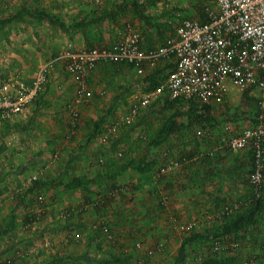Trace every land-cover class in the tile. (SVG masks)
<instances>
[{
  "label": "rangeland",
  "instance_id": "1",
  "mask_svg": "<svg viewBox=\"0 0 264 264\" xmlns=\"http://www.w3.org/2000/svg\"><path fill=\"white\" fill-rule=\"evenodd\" d=\"M26 1L0 0V16L4 17L13 14ZM122 1L30 0V4L34 7H43L49 13L70 24L75 21L94 18L101 12L114 7V4ZM146 1L139 0L144 5H146ZM216 1L162 0L154 6L146 7L145 12L153 21L171 22L178 16L200 20L197 9H195L196 6H199L202 2L206 8V12L209 13L216 11ZM89 29L86 31V35L93 39L94 45H105L118 41L126 34L128 29H133L135 32L141 34V43L145 46L146 44L154 46L164 42L158 38L154 28H146L144 22L129 11L119 17L117 24L109 20H103ZM86 47L88 45L85 40V34L81 32H75L72 37H69V34L61 32L47 21L15 22L0 32V84L8 83V78L10 77V73H12L15 78L14 80L28 86L33 82L40 67L46 64V62L64 52L82 50ZM110 70L112 73L115 72V69L110 68ZM136 75L138 76V74ZM128 77L131 82H140L144 79L143 76L136 77L131 73ZM59 79L66 86L64 97L56 94L57 89L52 91V86L49 84V89L44 94H47L49 98L61 99L63 103L57 102V100L54 102L46 100L47 102L41 110L56 112L58 116L60 115L57 119L67 130V139L72 140L73 145L78 144L79 140L83 138H79L78 130L88 132L95 121L100 122L102 127L93 143L96 146L95 148H91V150L80 149L78 151L76 148H71V150L49 152L48 159L50 160L47 159V163L50 167L46 165L35 166L38 173L32 174L31 177L35 175L37 179L42 180L44 177L50 178L52 176L61 182H66L75 175L86 178L90 173L89 171H79L78 168L57 165L64 162L68 155L77 156L75 154L82 153L83 157H95L94 160L97 163V168L93 170V174L95 173L96 176L100 177H98L96 183L88 186V189L93 191V196L107 192L108 187L114 184V187H117L116 189L120 190L123 188L131 192V195L123 194L121 191L116 192L118 197H121L122 200H125L129 204L135 201L133 194H137L138 197L144 191L148 193L152 190V187L156 183L154 180L159 178L157 164H161L162 162L161 153L164 148L152 147L149 149L150 141L162 120L172 112L162 109L164 96L161 95V97L151 102L147 107H142L139 110V115L129 124L125 121V117L129 114L133 104L144 95L145 91L143 88L141 90L131 89L132 85L128 86L123 83V85L113 87L114 90H111L110 84H107L99 93L98 91L95 92L98 93L97 96H95L96 94L92 90L88 101L78 103L75 92L73 94V89L71 88V78L65 72L61 63L57 67L55 66L48 75V82ZM123 81L127 82V79ZM13 88L18 90L20 83L15 82ZM45 88L46 82L41 91L44 92ZM114 92H118V99L114 96ZM235 93L237 97L239 96L235 103H231L213 121L214 127L220 126L225 134H235L251 127L257 121L259 114L264 111L258 103V96L260 95L258 88L248 90L247 96L243 95L241 91ZM105 99L107 101H110L108 99L115 101L116 105L107 108L108 103H103ZM214 109L217 112L221 110L220 108ZM177 113L179 114V118L186 117V114L179 111ZM198 126L196 124L185 131L191 133ZM95 149L97 150L96 156L93 153ZM4 150V145H0V154ZM147 152L151 158L157 161V164L149 173L140 174L134 169H128L124 172L119 171V166L123 162L131 157H136ZM219 152L214 150L213 159L220 158ZM229 153L234 154L236 152L231 150ZM245 153L249 157L248 161L251 162L253 152L249 151ZM238 155L241 156L240 152H238ZM252 168L253 164H251ZM27 169L28 167H24L21 170V167L16 163L4 165L0 160V174L19 176ZM251 169H245V175L238 182L240 186L234 189L231 185L228 186V191L233 189V191H237L235 196L241 194L242 197L239 200L228 199L227 197L223 199L222 197L221 201L216 203V212L221 213L225 206L232 207L237 202L246 200V198L248 199L251 191L254 190L248 179ZM52 172H54V175H52ZM168 175L170 173L166 176ZM24 184L19 183L15 185L14 189H12L13 191L7 189L6 191H12V193H8L10 194L9 198L0 194V218H3V221H7L10 212L15 209L16 229L12 236H18L19 238V241H15V245H19V247L14 248V250L17 248V252L13 256L10 253L8 256L4 255L5 258L11 256L14 262L6 260L0 264H44L55 255L70 256L72 258L65 260L61 264H103L96 263V260L98 258H113L114 256L127 257V254L123 250L124 246L122 247L120 243L124 244L123 240L128 239L132 241L131 249L134 251V254H138V251L143 250L142 247L144 245L154 244L149 249L152 251L151 255L139 253L137 256L141 257L137 258L131 255L132 258L130 257L131 260L127 264H172L182 240L192 233L185 231L177 232V229L173 226V219L176 216L180 224L196 221L198 225L194 230L195 232H203L220 223V219L217 215H213L214 213H211L209 217L205 216L203 219L198 212L186 214L179 211L177 215H170L164 209L165 212H163L164 214L161 215V218L165 221V227L169 228L168 234L159 235L156 239H152V237L148 238L146 235L141 236L139 231L135 229L139 224L148 227L153 222V218H159L158 215L147 212L146 209H144V212L138 210L135 213L134 211L136 210L134 209H131V211L124 207L113 209V207H109L106 204L101 208L96 206L85 207L84 205L87 204V201L85 202L83 197L84 194L90 196L89 191L71 190L63 188V186L41 188L35 193V195L39 194L38 200L30 206L27 198L21 197L22 194L26 196L24 192L27 186ZM221 186L222 184H220ZM18 187L21 189L19 190ZM223 191L221 187L220 192ZM164 194L170 197L169 191ZM156 195L161 196L160 194ZM128 196H131V198H128ZM154 196H152L153 201H156L159 205L162 203L164 208L167 207L169 199L164 200L162 197L160 199L162 202L160 201L161 203H159V200H155ZM40 197H44L45 199L41 200L39 199ZM91 198L93 197L91 196ZM58 199L60 201H57ZM51 206L56 207V209L52 211V214H47L46 210H50ZM103 207L105 208L103 209ZM40 208H44V211H38ZM66 210H69L71 215L64 218L63 212ZM30 214H34L36 219L34 217L31 219ZM26 216L32 223L26 221ZM128 225L132 226V229H135L133 230L134 233L130 234V236L123 231ZM116 228H121V232L117 234ZM71 234H76L77 237H71ZM7 236L9 234L5 238ZM243 236H246V238L241 240L239 245L227 247V242H225L219 249L215 248L216 244L212 245L208 241L193 243L188 246L187 264H198L204 258L227 255L238 258L237 264H244L245 262L248 264H264V213L257 218L252 227L248 229L247 234ZM107 242L111 243L108 247L106 246ZM138 244H140L139 247ZM3 259V257L0 258V260Z\"/></svg>",
  "mask_w": 264,
  "mask_h": 264
},
{
  "label": "built area",
  "instance_id": "2",
  "mask_svg": "<svg viewBox=\"0 0 264 264\" xmlns=\"http://www.w3.org/2000/svg\"><path fill=\"white\" fill-rule=\"evenodd\" d=\"M216 3L217 9L209 12L208 21L178 19L174 34L155 48L144 49L141 34L128 29L111 46L67 51L56 60L47 62L30 87L20 83V88L11 92L12 83H7L0 93L1 118L23 111L58 60L63 61L75 83L78 103L89 100L90 80L101 63H125L142 76L162 62L173 60L175 69L168 79L158 89L145 92L133 104L125 117L129 124L142 107H147L165 92L171 100L182 104L194 100L201 106H224L231 88L241 92L258 88V103L264 109V0H217ZM195 135L198 139L213 137L208 126H200ZM221 146L232 151L250 149L253 152L254 163L248 179L259 196L264 183V111L251 127L223 138ZM181 163L180 157L169 156L159 173L165 175ZM174 223L178 231L185 232L194 231L198 225L196 221L180 224L176 219ZM224 243L225 240L217 241L215 248H221Z\"/></svg>",
  "mask_w": 264,
  "mask_h": 264
},
{
  "label": "crops",
  "instance_id": "3",
  "mask_svg": "<svg viewBox=\"0 0 264 264\" xmlns=\"http://www.w3.org/2000/svg\"><path fill=\"white\" fill-rule=\"evenodd\" d=\"M161 44L162 43L154 46H149V44H146L145 46L144 44H142V47L144 49H149L157 47ZM61 55L62 54L56 56L55 58L57 59ZM56 59H51L48 62L54 61ZM60 63L64 67L65 72L68 74L63 61L58 60L54 62L53 66L49 70L47 74V79L50 71L54 69L55 66L57 67ZM166 63L174 64V61H165L162 62L159 66H164L166 65ZM110 68L115 69V72L112 73ZM108 70L110 71L108 72ZM130 73L135 75L136 77L139 76H137L135 70L127 64L117 65L113 63H101L97 67L95 75H93L92 79L90 80L91 89L94 90V93L97 91L99 93L104 88V86H107V84H110V89L114 90L113 87H119L124 83L128 86L132 85L131 89L141 90V88H143V80L140 82H131L128 77ZM14 79L15 78L13 77V74L10 73L8 83H12L11 92L16 91V89L13 88L15 82L22 83ZM124 79H127V82L123 81ZM71 83L73 94L75 92L76 96L75 83L72 78ZM6 84L7 83H4L3 85L0 84V93L2 92L3 86ZM49 84L52 86V91L54 89H57L58 91H55L56 94H60L62 97H64L66 86L61 79L49 81ZM235 92H238V90L235 88H231V92L229 93L224 106L213 105V108L221 109L219 110V112L213 110L212 114H210V117L213 118V120L216 119V116L219 115L220 112H224L227 107L230 106L231 103H235V101L239 97L236 96ZM98 93H95V96H97ZM114 96L116 97V99H118V92H114ZM46 100H52L53 102L57 100V102H61V99L52 97L49 98L47 94H44L43 102L46 103ZM108 100L110 101H107V99L103 100V103H108V105L106 106L107 108H109L110 106L114 107L116 105L115 101H112L111 99ZM35 108L36 104L34 101L32 102V104L26 106L20 113L12 114L11 116L7 117V119L4 118L5 120L0 117V145L3 144L5 147L3 153L0 154V160L2 161V164L7 165L10 163H16L21 167V170L24 167H28V169L19 176H13L12 174L11 176L5 174V176L4 174H0V194H2V196H8L9 198L10 194L8 193H12V189H14V186L19 183H25L24 185L27 186V190L32 183L31 179H36L37 177L35 175L31 177L32 174L38 173L37 168L35 166L46 165L47 167H50V165L47 163L49 152H59L60 150L67 149L71 150V148H76L77 151L80 149L91 150V148L96 147L93 145V143L98 137V134L100 133L99 131L102 127L100 122H98L100 123L99 127H96L94 124L95 122H93L92 127L89 128L88 132L85 130H78L79 138H83L79 140L78 144L73 145L72 140L67 139V130L61 125V122L57 119L58 117H60V115L58 116L56 112H47L45 110H41L42 107L37 110H35ZM6 124H9V126L5 127ZM213 124V121L210 124H205V126H208L213 133V138L211 139H198L195 135L196 130L200 127L198 126L195 127L191 133L187 131L186 133L184 132L172 134L167 141L162 143L161 148H167L173 151L174 154H180V156L177 157L186 156L187 152L188 157H190V154L194 157H191L189 158L190 160H185L183 163H181L179 167L170 172V175L165 176L164 181L159 185L157 184V180H155V187L157 189L156 193L154 192L153 194V191H150L152 192V195L150 192L145 193L144 191L138 197L137 194H133V196L135 197V201L128 204L125 200H122L121 197H118L116 191H114V193H112L111 195H107L104 197L105 199H108L106 205L109 207H113V209H117L120 207L128 208L130 209V211L131 209H134L136 210L134 211L135 213L138 210L144 212V209H146L147 212L158 215L159 218H153V222L149 224L148 227L139 224L135 228L139 231V234L141 236L146 235L148 238L152 237V239H156V237H158L159 235H167V231H169V228H166L164 225L165 221L161 218V215L164 214L163 212H165V210L168 211L170 215H177L179 211L186 214L198 212L204 219L205 216L209 217L211 213H214L213 215H217L218 213H220L216 212V203L221 201L222 197L223 199L227 197L228 199L239 200L242 195L239 194L235 196L237 191H233V189L240 186L238 182H240V180H242L243 176L245 175V169H251V162L248 161L249 157L247 156V153H245L249 152L250 149H245L247 151H233L236 152L233 154L229 153L231 151L229 148H220L219 140L222 141L223 138H227L228 135L234 133L225 134L220 126L214 127ZM160 125L158 126V128L160 127ZM158 128L156 129L158 130ZM214 150L220 151V158L213 159L214 156L208 158L204 157L205 154L214 152ZM96 152V149L93 150L95 156L97 155ZM238 152H240L241 156L238 155ZM33 153L35 154L33 155ZM75 155L77 156H66L65 161L57 165L62 167L78 168L79 171H89L90 173L86 178L94 180L97 179L98 177H96L95 173L93 174V170L97 168V163L94 160L95 157H83L82 153ZM164 162L165 160L162 159L161 164ZM53 173L54 172H52V175H54ZM51 177H44L42 178V180H52L53 177ZM220 184H222L221 187L224 190L223 192H220ZM230 185L233 187V189L231 191H228V186ZM148 188L151 189V187L149 186ZM158 188H162L165 189L166 192H170V197L166 208H162L161 206H159V204L156 203V201L152 200V196L154 195L155 200L161 199V196H157L156 194L159 195V193H163L164 190H159ZM7 189L12 191H6ZM18 189L20 190L21 188L18 187ZM26 190L24 193H26ZM121 192L126 195H131V192L125 189ZM89 194L90 196L84 194L83 200H85V198L99 199V195L94 196V198H91V196L93 197L92 190L89 191ZM21 196L23 197L24 194H22ZM26 198L30 199L31 196L26 194ZM128 198H131V196H128ZM57 201L60 200L58 199ZM55 209L56 207L51 206L50 210H46V212L47 214H52V211H54ZM2 220L3 218H0L1 222ZM131 227L132 226L128 225L127 228L123 230L128 236L134 233L133 230L135 229H132ZM120 232L121 228H116V233L118 234ZM177 232L179 231L177 230ZM15 241H19L18 236H7L6 238L4 236L3 239L0 240L1 257L5 258V256H8L9 253L13 256L14 248L19 247V245H15ZM107 243L108 244L106 246L108 247L111 243ZM123 243L124 244L120 243V245L122 247L124 246L123 250L127 254V257H131V255H134L135 258L141 257L137 256L139 253L143 255L152 253V251H150L149 249L150 246L154 244H146L142 247L143 250L138 251V254H134V251L131 249L132 241H130L129 239L123 240Z\"/></svg>",
  "mask_w": 264,
  "mask_h": 264
},
{
  "label": "trees",
  "instance_id": "4",
  "mask_svg": "<svg viewBox=\"0 0 264 264\" xmlns=\"http://www.w3.org/2000/svg\"><path fill=\"white\" fill-rule=\"evenodd\" d=\"M160 1L162 0H147L145 2L146 5H144V4H141L139 0H123L120 3L114 4V7H112L111 9L101 12L99 15H97L94 18L75 21L70 24H67L61 18H58L52 13H49L45 8L40 7V6H35V7L31 6L30 0H27L26 2L22 3L13 14H10L4 17L0 16V32L15 22L47 21L51 23V25L55 27L56 29L58 28L61 32L67 35L69 34V37H72L73 34H75V32H81L85 34V40L88 45V47H86L85 49H92L94 47L111 46L116 41L113 43L105 44V45H94L93 39H91L90 37L86 35V31L91 26L97 25L103 20H109L113 22L114 24H117L119 17L122 14L129 11L133 13L136 17H138L141 21H143L146 28H154L157 32L158 38H160L162 41H165V39H167L169 36L174 34L175 22H177L178 19H184V18H189V17L178 16L177 18H175L174 21H171V22L153 21L150 18V16L146 14L145 12L146 7L154 6ZM195 9H197V13L200 16L199 21L206 22L209 20V13L206 12V8L202 2L200 3L199 6H196ZM141 46H142V43H141ZM53 59H56V58H53ZM124 64H120V65H124ZM174 69H175V64L166 63V65L164 66H158L152 71L146 72L144 75H142L144 77L142 81V87L144 91L150 92V91L158 89L168 79L169 75L172 73ZM33 82L27 87L32 86ZM45 82H46L45 91L44 92L41 91L43 88V85L45 84L43 83L41 89L33 97L32 101L29 104H27V106L32 104V102L34 101L36 104L35 110L45 106L46 103L43 102V95L49 89V85H50L48 82V79ZM247 93H248V90L244 91L243 95L247 96ZM162 96H164L162 109L166 110L167 112L169 111H172V112L162 120L161 125L158 128L157 132L151 138L149 149H151L152 147H161L162 143L167 141L172 134L184 133V132L186 133L187 131L185 130H189L196 124L199 126H205L206 123L210 124L212 121H214L213 118L210 117V114H212L213 110H215L213 106L211 105L201 106L198 102L194 100L189 101L187 104H182V103L176 102L175 100H171L167 92L163 93ZM178 111L180 113L186 114L185 115L186 119L179 118V114L177 113ZM97 123L98 122L95 121L94 124L96 127H99L100 123H98V125ZM8 126L9 124L5 125V127H8ZM205 139H211V138H205ZM221 142L222 141L219 140V147L228 149L227 147L221 146ZM164 153H168V156H164ZM161 155L165 161L167 157L169 156L170 157L180 156V154H177V153L174 154L173 151L167 148L163 149ZM211 156H214V152L207 153L204 155V157H207V158ZM181 157H180V161L183 163L185 160H190L189 158L194 157V156L190 154V157H188V152H187L186 156H181ZM164 163L157 164V161L151 158L147 152V153H144L136 157H131L125 162H123L119 166V171L124 172L128 169H134L140 174H147L157 164V169H158L157 174H159L158 175L159 178L157 179L158 180L157 184L159 185L160 183L164 181V176L168 174L167 173L165 175H161L159 173L160 167ZM253 163H254V157L252 155L251 164ZM115 175L117 174L115 173ZM96 177H100V176H96ZM97 179L95 180L87 179L79 175H75L74 177H72L66 182L58 181L56 177H53L52 180H48V181L39 180L37 178L31 179L32 183L30 187L26 190L25 194L31 196V198L27 200H28V204L32 206L34 202L38 200L39 194L35 195V193H37L41 188L63 186V188H67L71 190L90 191L88 189V186L90 184L96 183ZM116 188L117 187H114V184L113 186L108 187L107 192H104L103 194H99V199L98 198H95V199L85 198L84 201L85 202L87 201V204L84 206L85 207H91V206L95 207L96 206V207L101 208L104 204H106V202H108V199L104 198L105 196L111 195L112 193H114V191L119 192V191L124 190L123 188L120 190ZM152 188L153 189L150 191H153V194L154 192L156 193V187L154 186ZM158 189L164 190L163 193L161 194L159 193L161 195V198L163 197L164 200H168L169 196L167 194H164L166 192L165 189H162V188L161 189L158 188ZM150 193L152 194V192ZM23 197H26V196H23ZM39 199H41V197ZM160 201L161 200H159L158 202L161 203ZM159 206L163 207L162 204ZM104 208L105 207H103V209ZM42 211H44V208ZM14 213H15V209H13L10 212V215L7 221L2 220V222H0V240L3 239V237L8 234L11 237L12 235H14L15 229H16V222H15L16 219H15ZM65 213L67 214V216L66 217L63 216L64 218H67L69 215H71V212H69V210H66L65 212H63V215ZM263 213H264V184H262L260 188L259 196H257L254 190H252L250 196L245 201L244 200L239 201L237 202V204L233 205L232 207L225 206L222 209L221 213L217 214V217L220 219V223L208 228L207 230H204L203 232H195V231H192V233L190 232L191 234H189L186 238L182 240L178 248V252L175 257V260L172 264H187L188 246L193 243H201L204 241H208L210 242V244L215 245L217 241L225 240V242H227V247L239 245L241 243V240H244V238H246V236H243V235L247 234L248 229L252 227L254 222H256L257 218ZM30 217L32 219L34 217V214H30ZM25 219L29 223H32L31 221H29V218L27 216ZM175 219L176 218L173 219V223ZM174 227H175V223H174ZM73 235L74 234H71V237L75 238V235L74 236ZM16 251L17 249L14 250V254L16 253ZM67 259H72V258L70 256L55 255L54 257L51 258V260H48V262L44 264H61ZM6 260H8L9 262H14V260L10 256L9 258L6 257L3 260H0L1 261L0 263H3ZM130 260H131L130 257L127 258V257H121V256H114L113 258H108V259L98 258V260H96V263L127 264L130 262ZM238 260L239 259L234 256L227 255V256L204 258L198 264H237ZM244 264H248V263L245 262Z\"/></svg>",
  "mask_w": 264,
  "mask_h": 264
}]
</instances>
